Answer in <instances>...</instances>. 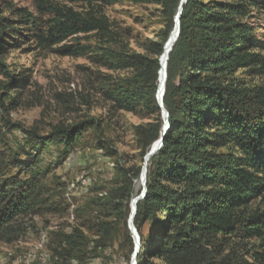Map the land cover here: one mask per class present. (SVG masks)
Wrapping results in <instances>:
<instances>
[{
    "label": "trees",
    "instance_id": "trees-1",
    "mask_svg": "<svg viewBox=\"0 0 264 264\" xmlns=\"http://www.w3.org/2000/svg\"><path fill=\"white\" fill-rule=\"evenodd\" d=\"M84 6L83 13L66 6L39 4L36 11L52 19L43 32L35 14L21 9L18 14L33 33L39 47L59 46L57 53L67 57L89 56L93 64L114 71L134 74L112 84L104 92L117 111L134 113L142 106L154 117L136 129L144 156L148 148L163 137L161 148L150 158L145 194L136 204L133 227L140 238L138 264H217L215 251L219 237L260 236L264 214L246 216L250 201L264 190V85L245 87L235 73L251 69L264 75V46L253 39V31L243 20L253 11L264 13V0H235L204 4L187 0L179 19V36L168 54L163 106L168 128L162 129L161 108L156 94L159 86L160 58L179 0H67ZM121 2L160 4L167 20L164 36L143 45V54L60 46L79 35L95 34L104 41H116L113 25L104 14L106 8ZM0 20V54L6 47L18 48L19 28L4 39L8 28ZM4 23V24H3ZM0 59V73L24 87L27 78H13ZM176 82H175V80ZM9 97V96H8ZM0 105L2 102L0 101ZM79 134L75 129L56 128L52 135L33 147L42 151L54 141L69 147ZM45 141V142H44ZM27 164L8 163L0 157V242L17 236L16 222L35 211L40 203L41 173L36 160ZM123 187L110 190L105 204L126 220L124 208L138 168L131 177L123 172ZM25 178H21V176ZM110 224H106L108 226ZM75 234L66 238L59 257L70 263L87 255Z\"/></svg>",
    "mask_w": 264,
    "mask_h": 264
},
{
    "label": "rangeland",
    "instance_id": "rangeland-1",
    "mask_svg": "<svg viewBox=\"0 0 264 264\" xmlns=\"http://www.w3.org/2000/svg\"><path fill=\"white\" fill-rule=\"evenodd\" d=\"M201 1L212 5L235 0ZM43 3L85 11L84 6L67 0H0V20L4 19L8 26L3 39L12 43L7 38L13 36L11 30L19 28L20 32L14 36L19 47H6L0 59L10 76L27 78L26 85L17 87L14 94L16 81L0 73V157L4 164L36 160L43 173L38 195L40 205L16 222L18 230L13 241L0 242V264H138L140 238L130 218L133 203L136 205L144 192L150 163L142 187L135 190L139 177L133 181V194L124 208L125 225L124 220L120 222L116 218L119 212L116 215L107 208L105 197L110 190L123 187L125 180L120 170L127 172L129 178L140 168L141 175L144 158L161 137L143 156L135 132L154 117L142 106L134 113L117 111L104 96L112 84L130 78L134 74L131 70H110L93 64L89 56H61L56 52L59 46L39 47L33 39L34 32L22 30L25 26L18 14L21 9L40 19L43 32L50 25L52 17L35 9ZM104 14L113 25L116 41H104L89 34L73 37L60 46L87 48L90 55L102 49L118 52L120 48L131 54H143L144 44L157 42L166 32L167 20L160 4L121 2L106 8ZM243 22L253 31V39L264 46V13L253 11ZM235 77L248 88L264 85V75L256 69L239 70ZM165 81L160 94L163 109ZM160 121L162 129L167 130L168 117L162 109ZM58 127L75 129L79 134L69 149L58 141L44 145L42 151L33 149ZM254 212L264 214V190L245 209L246 216ZM72 234L79 237L83 254L89 252L90 258L86 255L81 262L68 263L59 257L67 247L66 238ZM215 261L264 264V229L260 236L252 238L219 237Z\"/></svg>",
    "mask_w": 264,
    "mask_h": 264
},
{
    "label": "water",
    "instance_id": "water-1",
    "mask_svg": "<svg viewBox=\"0 0 264 264\" xmlns=\"http://www.w3.org/2000/svg\"><path fill=\"white\" fill-rule=\"evenodd\" d=\"M183 2L180 3L179 7H178V10H179V13L177 14V18L174 19V28H173V31L175 30L176 31V36L175 38L173 39V43L177 40L178 36H179V19H180V15H181V11H182V8L183 6L185 5L186 1L187 0H182ZM176 17V16H175ZM167 45V44H166ZM166 45L164 46V50L166 48ZM163 56V55H162ZM161 56V57H162ZM160 65H161V70L159 72V82H160V75H161V71H162V58H160ZM164 72V71H163ZM162 91H160V85L158 86V92L156 94V98H157V102L159 104V107L162 109L163 113L165 114L166 117H168L167 115V112L165 111V109H163L162 105H161V99H160V94H161ZM162 141H163V137H161L160 141L158 142V145L149 153L150 156H153L157 150L159 149V146L162 144ZM143 174V177H142V181L144 183V174H145V170L143 169L142 173ZM146 190L144 189V192L141 196V198L144 196ZM140 199V198H139ZM135 213H136V205H135V202L133 203V212H132V215H131V221L133 220L134 216H135ZM138 246H139V241H138Z\"/></svg>",
    "mask_w": 264,
    "mask_h": 264
},
{
    "label": "bare ground",
    "instance_id": "bare-ground-1",
    "mask_svg": "<svg viewBox=\"0 0 264 264\" xmlns=\"http://www.w3.org/2000/svg\"><path fill=\"white\" fill-rule=\"evenodd\" d=\"M183 2V1H182ZM182 4V3H181ZM179 13V10L177 9V12H176V18H177V14ZM176 36V31L174 30L171 35L169 36L168 40H167V45H166V48L164 50V53H163V56H162V73L160 75V82H159V85H160V91H163V88H164V81H165V67H166V61H167V57H168V53H169V49L173 43V39L175 38ZM164 71V72H163ZM158 145V142H156L153 147L150 149L149 153ZM148 153L147 157H145V164H144V170H145V174H146V169L148 167V163H149V160L152 156H150ZM144 174V176H145ZM142 177H143V174L140 175V177L138 178V180L136 181L135 183V190H138V188L142 185L143 181H142ZM146 177V176H145ZM142 187V186H141ZM144 187V186H143ZM132 193V192H131ZM139 193V192H138ZM137 193V195H138ZM133 194V193H132ZM136 195V194H135Z\"/></svg>",
    "mask_w": 264,
    "mask_h": 264
}]
</instances>
